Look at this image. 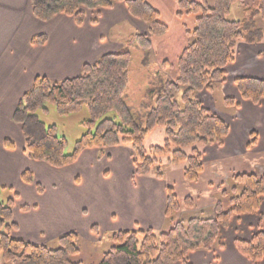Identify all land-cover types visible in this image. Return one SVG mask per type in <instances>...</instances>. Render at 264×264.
Instances as JSON below:
<instances>
[{
  "label": "trees",
  "instance_id": "trees-1",
  "mask_svg": "<svg viewBox=\"0 0 264 264\" xmlns=\"http://www.w3.org/2000/svg\"><path fill=\"white\" fill-rule=\"evenodd\" d=\"M115 1L118 0H30L29 5L32 15L40 21L63 14L81 24L86 11L97 15ZM122 1L132 17L145 24V32L130 34L121 48L102 55L95 62L85 63L76 76L58 81L35 77L12 113V120L19 125L24 138V152L30 159L60 168L73 163L86 148L127 146L131 150L133 176L152 174L161 178L165 164L182 163L185 181L195 182L203 171V147L222 145L229 132L228 123L206 107L197 93L210 92L216 82L225 81V67L234 61L238 42L264 41V29L256 22L258 16L264 19V0H255L247 6L238 20L228 16L233 3L242 0H178L177 17L193 14L195 26L187 29L184 25L189 42L180 52L176 66L164 59L154 69L149 64L152 36H162L167 26L148 0ZM31 41L43 43L45 37H33ZM133 47L142 51L140 63L148 78L136 105L126 102ZM175 67L177 74L170 77L167 71ZM234 84L242 99L252 103L264 99V79L242 76L236 77ZM46 103L54 105L59 115L78 111L84 104L88 107L90 117L82 122L86 131L76 140L71 153L66 152V139L57 134L55 125H46L39 117V111H47ZM223 104L237 106L232 97H225ZM111 112L113 116H107ZM155 127L163 128V142L145 147L144 139ZM4 143L13 147L10 140ZM21 178L26 183L33 182L28 170ZM36 188L41 191L39 184ZM218 189L214 215L181 219L176 215L182 204L169 186L164 215L170 226L161 231L147 228L106 233L111 245L97 264H171L174 261L190 264L189 252L224 247L223 230L233 219L259 213L260 198L264 196V172L233 173L227 184H221ZM223 200L228 202L227 209ZM183 205L188 209L194 207L193 199L185 197ZM12 206L11 197L5 201L0 199V257L4 262L80 264L71 259L80 252L77 231L59 235L56 247L16 237ZM262 217L260 214L256 231L250 238L233 240L235 248L251 264H260L264 259Z\"/></svg>",
  "mask_w": 264,
  "mask_h": 264
},
{
  "label": "crops",
  "instance_id": "crops-1",
  "mask_svg": "<svg viewBox=\"0 0 264 264\" xmlns=\"http://www.w3.org/2000/svg\"><path fill=\"white\" fill-rule=\"evenodd\" d=\"M29 1L0 0V186L12 188V219L17 225L14 236L46 243L68 231L86 232L94 241L98 231L102 235L125 229L165 230L170 226L164 215L169 186L181 207L189 196L195 207L214 215L218 187L226 185L233 173L264 172V99L258 103L244 100L234 84L236 77L264 79V41L238 42L234 61L225 67V81L216 82L212 91H206L222 98L221 112L229 115V132L222 145L203 147V171L197 181H185L183 165L179 164L163 168L161 178L152 174L133 176L127 146L86 148L73 163L60 168L30 159L12 113L34 78L45 76L58 81L76 76L85 63L118 50L130 34L143 33L146 26L129 14L122 0L97 15L86 11L81 24L63 14L40 21L32 15ZM148 1L159 11L152 0ZM37 36H44L45 41L33 43L32 38ZM225 97L234 98L237 106H225ZM5 140L13 142V147L5 146ZM79 166L90 171L83 182L74 181L80 178L77 173L82 174L81 168H76ZM25 170L32 173L33 182L22 180ZM38 184L41 191L36 188ZM260 214L264 229V196L260 198L259 213L233 220L244 235L233 232L228 239L223 235L224 247L189 252V263L251 264L233 240L250 238Z\"/></svg>",
  "mask_w": 264,
  "mask_h": 264
},
{
  "label": "rangeland",
  "instance_id": "rangeland-1",
  "mask_svg": "<svg viewBox=\"0 0 264 264\" xmlns=\"http://www.w3.org/2000/svg\"><path fill=\"white\" fill-rule=\"evenodd\" d=\"M155 6L159 9L160 20L164 22L167 26V31L162 36H152V49L151 55L149 57L150 68H155L161 61L164 59L169 60L171 63L176 66L177 58L182 51V49L187 45L189 39L184 33V25H186L187 29H192L195 26V15L188 14L184 15V17H177L176 10L178 7V0H152ZM198 1V0H195ZM255 0H242L233 3L230 9V14L228 16L229 19L238 20L244 15V10L247 6H250ZM257 25L264 29V19L261 17H256ZM124 35V34H123ZM125 35L123 36V38ZM125 43V42H124ZM132 58L129 66V84L127 88V99L126 102L130 105H136L143 96L144 90L147 87V73L146 70L141 66V57L142 51L136 47L131 49ZM170 77L177 74L176 67L173 71H167ZM231 73V72H230ZM216 90L214 91V93ZM219 92V91H218ZM218 92L216 93L218 95ZM197 96L201 98L200 100L204 103L206 107H208L211 111L217 113L221 116L225 121L227 120V113L225 111L221 112L222 106V98L219 100V96H210L206 91H202L197 93ZM211 98L213 101H211ZM216 108L214 109L213 105ZM47 111H39V117L46 125H55L56 132L58 135L65 137L66 139V152L71 153L73 151L74 143L79 137L86 131L85 126L82 124L84 120L89 119V110L88 107L84 104L78 111L71 112L66 115H59L54 107V105L50 103H46ZM113 112L109 113L107 116H113ZM164 133L162 127H155L144 139V146L149 147L153 145H160L163 142ZM165 162V158L161 159ZM171 164L167 163L165 167H170ZM184 164H179L182 166ZM167 166V167H166ZM172 166V165H171ZM52 167V166H51ZM183 167V166H182ZM56 168V167H54ZM81 168L82 174L77 173L80 178H76L75 182H78L80 179L86 180V175L89 174L90 171L84 169V167H76ZM87 173V174H86ZM1 193L0 199L6 200L10 197L11 189L10 187H2L0 186ZM224 207L227 209L229 205L226 200H223ZM182 209V212H181ZM180 213H177V218L186 219L193 216H209L210 212L206 209L192 207L190 209L185 208L184 205L181 207ZM234 220V219H233ZM232 220V223L229 227L223 230V235L226 239L230 237V235L235 233L236 236L244 235L239 230H237V224ZM236 229V230H235ZM233 230V231H232ZM256 231L253 230V233ZM94 232L97 233V229L94 228ZM80 235V252L79 254L72 256L71 259L73 261H79L80 264H97L102 257L104 251L108 249L111 245L110 241L106 238V233L96 234L94 237V241L89 240L86 235V232H78ZM61 235V234H60ZM234 235V237H235ZM58 238V237H57ZM57 238H54L47 242L48 245L56 247L57 246ZM261 264H264V259L261 261ZM0 264H8L3 261L0 257Z\"/></svg>",
  "mask_w": 264,
  "mask_h": 264
}]
</instances>
